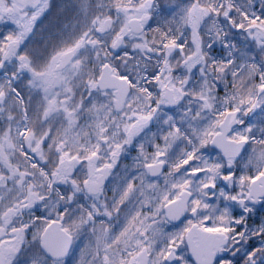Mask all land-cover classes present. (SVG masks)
<instances>
[{
    "label": "flooded vegetation",
    "instance_id": "flooded-vegetation-1",
    "mask_svg": "<svg viewBox=\"0 0 264 264\" xmlns=\"http://www.w3.org/2000/svg\"><path fill=\"white\" fill-rule=\"evenodd\" d=\"M176 2L187 10V25L181 35L164 33L162 51L154 41L160 11L149 12L146 0H48L41 10L16 20L30 40L67 37L69 43L64 51L13 44L0 50V264H264V131L246 138L237 134L238 121L227 139L247 146L237 160L229 161L228 154L227 162L211 150L222 166L216 176L199 175L196 152L171 164L157 151L141 163L127 157L131 145L109 146L107 140L92 168L84 159L91 136L145 132L160 113L178 119L184 133L197 135L213 123L212 140L220 134L229 107L216 116L218 91L237 81L229 74V60L225 72H218L212 19L222 34L228 37L230 31L241 41L244 48L238 49H244L256 74V96L235 108L238 119L245 116L246 123L264 126V0L250 17L240 15L229 0ZM61 4L70 17L49 22L48 10ZM132 20L146 21L141 35L130 33ZM142 39L147 42L139 48ZM67 53L72 54L69 63ZM138 61L146 72L137 68ZM126 92L116 109L115 95ZM105 120L108 126L100 124ZM72 148L83 160L76 158L70 168L58 165V153ZM112 162L116 168L101 194L86 193L85 185ZM155 163L163 169L151 178L146 167ZM169 168L173 177H163ZM58 170L70 173L61 180L72 192H57ZM137 180L138 191L130 190ZM185 191L184 213L170 218L165 208ZM53 223L72 238L61 260L41 248L42 235ZM74 232H81L80 239Z\"/></svg>",
    "mask_w": 264,
    "mask_h": 264
},
{
    "label": "rangeland",
    "instance_id": "rangeland-1",
    "mask_svg": "<svg viewBox=\"0 0 264 264\" xmlns=\"http://www.w3.org/2000/svg\"><path fill=\"white\" fill-rule=\"evenodd\" d=\"M176 1L177 0H165L164 2L165 3L164 10H166V12L169 13V19H168L169 23H167V19L164 16V11L159 8L161 6L159 5L158 0H146L145 3L146 6L150 7L149 9L146 7L149 12L151 10L152 13L156 11L158 12V10L160 11L157 14V18H156V24H155L156 28H155V36H154L155 37L154 41L156 40L158 43L156 47L160 51L163 50L162 44H164L165 39H168L166 38L164 33H167L169 35H181L183 30L186 28L185 26L187 25V21H186L187 10L183 5H179ZM194 1H199V0H194ZM206 1H213V0H206ZM258 1L259 0H229V5L230 3L231 4L237 3L240 9L239 14L242 15L243 17L244 16L250 17L252 13L256 12V4L258 3ZM85 2H89V1H85ZM0 11L3 12V15L6 18V23L8 26H10L11 29L9 32L4 31V33L8 36L6 37V39L8 38L7 40H9L13 38L15 40V38L17 37L20 38L23 37L21 35H18L19 29L17 28V24H16L17 23L16 20L18 18H15L13 17V15L10 14V9L7 7L5 3H3V0H0ZM215 22H217L215 19L211 20L210 38L211 39L213 38L211 40V43L213 47L216 49V53L214 56H215V60L218 63L217 64L218 72L220 73L221 71L225 72V65L229 60V71H233V73L230 72L229 74L233 75L235 82L237 81L235 85L229 87V90L224 89L222 93L221 91H218V95L220 96L219 97L220 99L218 103V110L216 116L220 117L219 113L225 112L226 107H229V111H232L235 110V108H237L238 105L241 106L242 102H246L249 101L250 99H253L256 96V92L258 88L257 86L255 87V85L253 84L254 81L256 80V74L254 73L250 65H248L246 62V58L244 56V51H243L244 49L242 50V52L241 49H238L239 47L244 48V46L241 45V41L239 42V40H237L230 31L228 37L226 34H222L220 25L213 24ZM12 30L17 31L15 33V36L11 33ZM20 38L18 40H20ZM0 39H2V36H0ZM7 40L5 41L0 40V46L5 45ZM146 42L147 41L142 39L141 41L138 42L139 43L138 47L140 48L144 46ZM238 43L239 46H237ZM28 47L30 49H33L32 45H29ZM61 47H62V41L58 39L39 40V42L34 45L35 50L36 49L43 50L46 48L59 49ZM133 64L135 65V63ZM136 64H138L137 68L139 69L140 68L142 69L144 67L143 66L144 63L141 61L140 62L138 61ZM158 117L162 118L165 121V124L162 126V128L158 126L159 120L157 119L153 122V126L149 127L145 132H136V134L133 135H129L128 133H125L118 137L114 133L107 134L105 136H91L89 152H85L84 159L88 161V158L90 159L94 155H97L100 151H102L103 150L102 142L103 140H107V144L109 146L120 145V144L131 145L132 147L130 151L126 152L127 157L131 161H137L141 163L145 161H150L153 158V155L157 151H161L168 155V157L170 158L168 162H171V164H173L180 157L191 158L186 155V153L190 151L191 154L196 152L195 155L200 156L199 160L202 162V167L201 169H195L196 171H199L200 176H216L218 175V173H222V166L220 165L219 156L217 154H214L211 150H209L208 147L209 142L211 141L212 136L216 131L215 124L213 123L208 124L207 126L208 130H202L200 131V133L196 135L195 132L193 131L192 133L190 132L188 133L187 131L184 133L183 131H181L179 127L178 119L175 120V118L168 117L166 114L163 113H160ZM202 119L203 118H201V120ZM213 121L215 123L220 122L219 119H215V118ZM194 122L195 120L193 121L189 120V123L191 125H193ZM100 124L101 125L105 124L108 126L109 121L108 120L101 121ZM239 125L240 126L238 127L237 134L239 133V135L245 136L246 138L252 136V134L258 135L260 132L264 131V126L261 128V124L257 123V121L246 123L245 116L239 119ZM165 127L167 128L166 130ZM158 137L159 139H157ZM151 150L153 151L152 154L147 158H145L148 155L147 151H151ZM58 156L61 159L59 160V163L63 162L64 165L69 168L73 165L76 158L77 160H79V162L83 160L82 156L75 157L74 148H72V150H69L68 152L61 153ZM106 160L107 158L101 159V163L100 165H98V167L104 164ZM62 176H70V173L65 172V174L62 175L60 171L58 172V179H59V184H57V188L59 189V190L57 189L58 193L62 192L63 189L64 190L66 189V187L63 184V180H61ZM174 176H177V174H174ZM163 177H173L172 169L169 168L167 172L163 175ZM112 182H114V180H112ZM131 184H132V188H130V190L133 189L132 191H138L137 190L138 180L137 183L135 182L134 184L132 182ZM96 214H97L96 211H92V215L94 217ZM73 235L75 236L76 239H79L78 238L80 236L79 233L74 232ZM94 235L96 236L95 233ZM93 238H94L93 241H97V236L96 237L93 236Z\"/></svg>",
    "mask_w": 264,
    "mask_h": 264
},
{
    "label": "water",
    "instance_id": "water-1",
    "mask_svg": "<svg viewBox=\"0 0 264 264\" xmlns=\"http://www.w3.org/2000/svg\"><path fill=\"white\" fill-rule=\"evenodd\" d=\"M10 3L14 5L16 11L25 12V11H33L42 0H8ZM131 32L134 34H140L142 29L139 26V21H133L130 23ZM71 59V55L67 54L65 56V60L68 62ZM108 71V69H107ZM104 81V80H103ZM102 80L99 82V86L101 89L104 88L102 85L104 82ZM117 87V86H116ZM127 93V92H126ZM123 94V96H117L118 101L116 104L123 105L125 97L127 94ZM121 99V101H120ZM236 114H231L227 116L224 123L221 126V135L216 136L211 142V148L220 152L224 159H227L229 154V159L238 158L243 150L245 149V143H234L229 142L226 143V136L230 133L232 127L236 124L235 121ZM163 169V164L155 163L151 166L146 167V173L155 178L159 176L160 172ZM103 175L100 176L96 182H93L87 185L86 189L91 194H98L101 187L105 185L108 180V170L103 171ZM189 200L188 192H183L179 198V200L169 204L165 209L167 215L172 218L175 217V212H180L183 214L186 205ZM71 247V237L61 230L59 224H51L42 236V250L43 252L54 260H61L68 256L69 250Z\"/></svg>",
    "mask_w": 264,
    "mask_h": 264
},
{
    "label": "trees",
    "instance_id": "trees-1",
    "mask_svg": "<svg viewBox=\"0 0 264 264\" xmlns=\"http://www.w3.org/2000/svg\"><path fill=\"white\" fill-rule=\"evenodd\" d=\"M55 12V17L58 16L59 12L58 11H54Z\"/></svg>",
    "mask_w": 264,
    "mask_h": 264
}]
</instances>
